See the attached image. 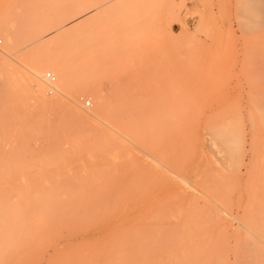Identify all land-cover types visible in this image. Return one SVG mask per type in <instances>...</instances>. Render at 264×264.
Masks as SVG:
<instances>
[{"label":"rangeland","instance_id":"rangeland-1","mask_svg":"<svg viewBox=\"0 0 264 264\" xmlns=\"http://www.w3.org/2000/svg\"><path fill=\"white\" fill-rule=\"evenodd\" d=\"M263 9L0 0V264H264ZM124 102L116 158L88 112Z\"/></svg>","mask_w":264,"mask_h":264},{"label":"bare ground","instance_id":"bare-ground-1","mask_svg":"<svg viewBox=\"0 0 264 264\" xmlns=\"http://www.w3.org/2000/svg\"><path fill=\"white\" fill-rule=\"evenodd\" d=\"M201 3V2H200ZM264 10V9H263ZM37 68V67H36ZM34 69V68H33ZM4 69H1L0 70V72L1 71H3ZM39 70V69H38ZM37 70V71H38ZM32 71H35V70H32ZM31 72L32 73V78H31V82L32 83H30L29 82V84H33L34 85V92H36V94H37V97H39V101H42V92H43V85L40 83L41 81V76H40V74H39V71L38 72ZM3 73V72H2ZM1 73V74H2ZM3 74H5V72L3 73ZM6 75V74H5ZM4 75V76H5ZM11 75V74H10ZM55 75H56V77H57V82L56 83H54V84H52V85H50V87H51V89H54V90H56V91H59V89H62V88H64V86H65V83L67 82V76H66V73H65V71L63 70V69H61V68H59V69H57V71H55ZM2 79H0L1 81H5V78L6 77H1ZM3 78H4V80H3ZM11 78V77H10ZM28 80H29V78H28ZM55 82V81H54ZM43 102V101H42ZM43 105H45L44 104V102H43ZM114 108L113 109H110L107 113H106V115H99L100 114V112H99V114H97V113H95V112H88V114L90 115V117H92L94 120H96L97 121V123L95 124V129L98 131V133H99V135H100V137L103 139V140H105V142L107 143V145H108V148H109V151H110V153L113 155V156H115L116 158H117V155H120V154H123V153H127V152H130V150H131V147H133V146H131V145H136L137 146V144L135 143V137H136V135L138 134L139 135V133H140V131H136L135 132V125H137L136 124V122H137V117H136V115H135V112L133 111L134 110V108H135V110H137V104L133 107L131 104H129V103H121V104H118V105H115V106H113ZM96 111V110H95ZM97 112V111H96ZM140 112V111H139ZM155 113V112H154ZM143 114V113H142ZM148 116H149V114L148 113H146ZM157 114V113H156ZM168 115V114H167ZM151 116V115H150ZM145 116H143V118H144ZM150 118V117H149ZM148 118V119H149ZM147 119V120H148ZM146 120V119H145ZM144 120V122H145V124H146V121ZM167 120H168V118H167ZM152 122V121H151ZM150 122V123H151ZM148 123V122H147ZM152 124V123H151ZM161 124V123H160ZM229 124V123H228ZM148 125V124H147ZM153 125V124H152ZM154 126V125H153ZM146 128H145V131H146V129H147V127L148 126H145ZM232 127V126H231ZM151 130V125L148 127V130ZM159 129V128H158ZM226 129V128H225ZM146 131V132H149V131ZM216 130V129H215ZM228 130L229 129H227V131L223 134V136L221 137V134H219V133H217V134H219L220 135V137H218V135H217V137H218V139L220 140V139H223V140H225V141H227V139H224L225 137L227 138V136H229L231 133H229L228 132ZM144 131V132H145ZM137 132H139V133H137ZM152 132H154V130H153V127H152ZM213 132V131H212ZM231 132V131H230ZM142 134H144L143 132L141 133V135ZM234 134V133H233ZM227 135V136H226ZM225 136V137H224ZM231 137H228L229 139L230 138H234V136H232V134L230 135ZM143 137L145 138V140H144V142H143V146L146 144V146H148L149 144H147L145 141L147 140L146 139V137L143 135L142 137L140 136L137 140H138V142H139V144H140V142H142L141 141V139L143 140ZM151 137V136H150ZM236 137L237 136H235V139H236ZM154 138V137H153ZM155 139V138H154ZM215 139H217V138H215ZM217 139V140H218ZM234 139V142L235 141H237V140H235ZM140 140V141H139ZM148 140H149V138H148ZM147 140V141H148ZM218 140V141H219ZM232 140V139H231ZM231 140H229V141H231ZM150 141V143H151V139L149 140ZM228 141V142H229ZM226 143V142H225ZM225 143H224V145H225ZM232 143V142H231ZM227 144V143H226ZM220 147H222V146H220ZM134 148H137V147H134ZM236 148V147H235ZM137 149H140L139 147L137 148ZM234 149V147H232V149H230V151L231 150H233ZM143 151V150H142ZM156 152V151H155ZM225 152H227V150L225 151ZM144 153H146V152H144ZM148 153V152H147ZM152 154V153H151ZM227 155H229V154H227ZM225 156H226V154H225ZM230 156V155H229ZM148 157V156H147ZM154 157V156H153ZM227 158H228V156H226ZM226 157H224V159L226 158ZM155 158V157H154ZM226 158V159H227ZM230 158V157H229ZM231 159V158H230ZM229 160V159H228ZM230 161V160H229ZM232 163H234V162H232ZM161 164V163H160ZM142 168H143V166H142ZM8 177V176H7ZM7 177H6V179H7ZM2 179V178H1ZM23 180V179H22ZM23 183H24V181H23ZM6 184V183H5ZM10 184H12V183H10ZM16 184V183H15ZM41 185H44V183L42 184H40V186ZM12 186V188H13V186L14 185H11ZM22 184H21V188H22ZM9 187V186H8ZM24 188V187H23ZM9 189V188H8ZM19 189H20V187H19ZM27 189V188H26ZM29 189V188H28ZM31 189V188H30ZM37 192V191H36ZM35 192V193H36ZM32 194V193H31ZM37 195V194H36ZM30 196V195H29ZM32 196H33V194H32ZM29 199H30V197H29ZM43 199V198H42ZM39 200V199H38ZM37 200V201H38ZM39 202V201H38ZM35 203V202H34ZM43 204V203H42ZM30 205V204H29ZM34 205V204H33ZM142 219V218H141ZM141 219H139V221L141 220ZM146 219V218H145ZM143 220V219H142ZM141 220V221H142ZM136 221V220H135ZM140 221V222H141ZM147 221V220H146ZM143 222H145V221H143ZM149 225V224H148ZM149 227V226H148ZM146 228V227H145ZM115 230L116 229H114V232H115ZM131 232V231H130ZM135 234H137V233H135ZM112 235V234H111ZM111 235H108V236H111ZM130 235V234H129ZM110 238V237H109ZM111 239V238H110ZM134 240V239H133ZM133 240H131V242H136L135 240L133 241ZM145 241V240H144ZM130 242V241H129ZM151 242V241H150ZM147 243V242H146ZM128 245V244H127ZM132 245H134L135 246V243L134 244H132ZM129 246V245H128ZM130 248H132V247H130ZM133 249H134V247H133ZM139 251V250H138ZM130 254H131V252H130Z\"/></svg>","mask_w":264,"mask_h":264},{"label":"built area","instance_id":"built-area-1","mask_svg":"<svg viewBox=\"0 0 264 264\" xmlns=\"http://www.w3.org/2000/svg\"><path fill=\"white\" fill-rule=\"evenodd\" d=\"M45 79L49 83V88H50V84H52L54 82V80H55L54 77L50 73H47L45 75ZM49 93L51 94L52 90H49ZM86 105L89 106V103H87Z\"/></svg>","mask_w":264,"mask_h":264}]
</instances>
